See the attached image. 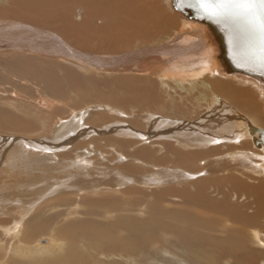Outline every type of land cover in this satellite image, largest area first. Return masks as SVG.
Returning <instances> with one entry per match:
<instances>
[{"label": "bare ground", "instance_id": "bare-ground-1", "mask_svg": "<svg viewBox=\"0 0 264 264\" xmlns=\"http://www.w3.org/2000/svg\"><path fill=\"white\" fill-rule=\"evenodd\" d=\"M72 2L73 4L80 2L86 8L84 16L79 12L80 8H77L79 12V17L75 14V19H79L77 23L72 21V14L69 15L67 12V7L70 4L72 6ZM155 9L157 8L152 9L150 3H145L143 0L0 1V55H14L8 61L14 72L25 69L38 76V67L43 63L49 64L50 67L52 65L63 67L64 62L72 61L89 71L122 73L121 75L125 76L118 75L111 80L113 84L123 90L133 88L129 91L133 93L130 94L131 100L147 101L143 110L140 109L141 121H131L134 128L122 123L110 124L116 119L106 113L98 115L94 121H91L100 128L82 126L80 117L73 116L61 123L60 127L53 128L48 137L36 134L40 129H35L34 135L32 132L19 138L8 134L10 130L7 132L6 127L11 124L26 126L27 122L22 123L13 117H8L6 125L0 120V164L4 165V167L0 166V186L2 185L0 192H3L0 193V201L3 202L2 196L8 194L7 191H10V195L24 191L23 194L33 195L34 200H37L56 196V193H60V197L74 196L84 199L83 195L114 193L119 190L127 195L140 192L139 189L143 188L146 190L156 188L158 190L154 193L156 202L150 206L152 213L150 212L146 223L136 218L118 216L104 225L95 224L90 218L78 225L80 232L82 234L88 230L93 233L101 232L102 236L111 240L112 251L119 252H125L130 248L137 249L144 245L149 246L151 243L157 244L161 239L167 243L175 242V245L182 243L180 249L190 258L201 259L207 264H222L223 257L236 258L239 254L242 256L247 238L252 244L264 238V183L247 184L248 182L244 180L246 178L236 176V174L242 176L247 172L260 175V169L256 168L260 164L264 167V154L253 148H247L248 141L242 140L243 137L251 139L247 130L248 122L264 129L261 127L264 126V103L260 101L261 105H257L252 96L246 97L250 92L245 94L246 91L233 89L228 81L214 83L212 80V85L216 86L214 91L219 92L220 95L219 93L212 95L214 91L210 94L207 88L209 85L205 80L214 76L210 40L204 33L205 27L196 21L182 19L178 14L181 19L180 27L190 25L194 27H190V30L177 27L175 29L177 31H173L167 36L168 39L161 43L152 41V44L146 42L147 44L136 46L139 42L154 39V36H157V34L153 35L155 32L163 34L165 29L173 24L170 25V22L161 15L160 10ZM73 44L81 46L80 49H74ZM25 53H30L32 56H21ZM152 54L162 56L159 63L162 64L158 66L161 69L159 76L163 79L162 86L171 90L172 82L177 84L176 88L180 87L187 92L194 89L196 95L191 97L193 103L190 104L188 99L185 100L186 97L182 98L181 102L173 99L171 102L166 101V104L162 103L163 100L154 103L152 102L154 93L150 91L151 95H148L147 91L138 87L139 78L125 74L134 71L138 62ZM39 57L42 60L38 59ZM181 57L184 59L183 62L177 60ZM64 68L68 78L70 77L73 82H80L81 77L70 68ZM34 74L32 75L37 77ZM230 75L238 77L243 84L245 80L253 84L251 86L258 93V98L260 95L257 89L264 99V88L256 81L237 74L220 76ZM130 83L133 87L128 86ZM58 84L56 86L61 88ZM49 88L54 92L60 91L53 87ZM144 95L149 96V99ZM170 98L172 99V95ZM185 102H189V105ZM230 102L244 110L248 116L244 112H240L243 113L242 115L238 113L239 111L233 109ZM156 105L159 107L157 108ZM149 106L159 110L155 113ZM12 107L15 108L14 105ZM146 107L148 108L145 110ZM186 107L188 110H183ZM166 113L170 116L168 119L164 118ZM237 118L241 120V125L237 123ZM250 118L261 126L255 125ZM105 122H110L113 132L106 129L110 125H104ZM181 129H187L188 132L190 130L209 132L212 129L210 134L213 132L216 134L212 135L214 138L207 136V142L212 144L196 143L193 150H186V145L192 146V144L189 139L179 137L178 134L182 133ZM9 141L17 142L11 151H8L9 147L5 148ZM90 141L96 143L102 141L112 148L114 146L118 150L121 148L129 156L138 158L139 163L140 160L144 161L139 164L114 160L112 163L114 155L103 159L105 162L97 164L95 162L90 165L91 161L83 158L72 161L68 159L69 163L66 164L57 160L61 155L57 152L59 149L82 147ZM138 143L145 145L138 146L131 152L127 151L129 147ZM213 145L215 147H212ZM148 146L159 148L165 155H156V150L153 152ZM26 149H29V152H26ZM67 154L69 153L62 155L65 157ZM213 155L216 156L215 163L209 164L207 160ZM52 159L57 160L60 165H51L49 160ZM237 159L240 161L235 162L234 160ZM42 168H45V171ZM201 170H204V174ZM221 170L224 173H221ZM36 171L39 174H36L33 180H29V176L35 175ZM200 173L202 175H199ZM19 175H25V180L19 181ZM6 176L9 178L7 179ZM10 177L15 181L3 180H10ZM28 180L32 184L28 183ZM168 181L172 183L164 184ZM212 193L218 196H212ZM233 194L237 197H247L248 204L244 201L232 202L230 197H234ZM30 201L22 200L21 203L28 207ZM91 202L108 204L110 199L103 198ZM163 203L167 205L178 203V205L169 208L165 205L163 208L161 207ZM251 206H254L253 212L246 210V213L242 212L241 209H248ZM6 209L4 203L0 205V224L3 223L1 229L6 236L12 238L20 232V228L15 227L13 222L9 221L11 223L9 224L6 221L8 218L2 217L8 215L9 211ZM18 209L23 211L20 207ZM109 223L112 224L108 229L102 230ZM78 226L74 229L73 227L52 229L51 233L55 236L53 235L54 238L50 241L52 244L48 246L31 244L30 239L25 242L20 239L21 243L11 246L7 244L8 247L10 246L8 248L10 257L7 260L3 255L6 246L0 242V264H85L86 260L82 252L76 248L71 237H66L67 234L75 233ZM31 228L28 230L34 234L36 227ZM120 231L125 234L120 235ZM218 231L221 235H218ZM164 235L169 236L164 238ZM66 238L69 243L66 242ZM70 242L73 243V247ZM101 248L97 249L101 251ZM44 253L47 261L45 259L34 261L36 255L43 256Z\"/></svg>", "mask_w": 264, "mask_h": 264}, {"label": "rangeland", "instance_id": "rangeland-1", "mask_svg": "<svg viewBox=\"0 0 264 264\" xmlns=\"http://www.w3.org/2000/svg\"><path fill=\"white\" fill-rule=\"evenodd\" d=\"M0 1L4 2L5 0H0ZM143 1L145 3H150L152 9L153 8H157L155 10L159 9L161 15L170 22V25L172 23L173 24L165 29L166 31L163 33L164 35L159 32L158 33L160 35H158V33L155 32L153 35L157 34V36L156 37L154 36V39L145 40V42L143 43L140 42L137 44L135 43L136 46L138 44L140 46L143 45L144 43L147 44L146 42L151 43L152 41H158L157 44L161 43L164 40L168 39L167 36H169V34L171 35L173 31H177L175 30L177 29V27L188 30H190V27H194V25L193 26L190 25L188 27H180L181 19L179 18L178 13L174 9H172L169 0H143ZM77 8H80L79 12L84 16L86 8L82 3L74 2L73 4L72 2V6L70 4V6L67 7V12L69 15L72 14V21L74 23L79 22V19L77 18L75 19V14H77L76 17H79L78 15L79 12L77 11ZM99 19L100 18H98V20ZM154 21L156 22L155 19ZM181 44L182 43H179V45ZM74 46L73 47L76 50H79L81 47L76 45ZM21 56L31 57L32 54L25 53L24 55ZM10 57H14V55H0V114H1L0 120L7 125L8 117H13L16 120L21 121L22 123L27 122L25 123L27 125L26 126H22L19 124L8 125V127H6L7 132L10 130V133L8 134L15 135L20 138L25 135L27 136V134L30 133L32 134V132L35 129H40L36 131V134L43 135L44 137H48V135L50 136L51 134L50 131L53 128H55L56 126L60 127L61 123L72 118L73 116L80 117L79 119L80 125L83 124L82 126L90 127L92 129H94V127L100 128V126L99 127L97 125L95 126L94 124H92L93 122L91 121L92 120L94 121V119H96L98 115L106 114V113H108V116H110L111 118H115L117 121L114 120V122L112 121V123H110L111 121L108 123L105 122L104 125H107L109 123L110 124L122 123L123 125L133 127L134 124L131 121H137V120L141 121L140 118L142 112L140 111V109L143 110L144 106L147 105V101L144 99L140 101L131 100L130 94L133 93H129V91H131L133 88L130 89L127 88L123 90L120 87L117 88L116 84H113V82L111 81L116 77H118V75L125 76V75H121L122 73H115L112 71L98 73L95 71L85 70L84 67L76 64L75 62L66 61L64 62L65 66L63 67L56 65H52V67H50L48 66L49 64L45 65L44 63L39 65L37 72L38 76H37L36 74L32 73L30 70L25 71V69L15 70L14 72V70L10 68L8 63V61L11 60ZM159 57L160 56L155 54L144 57L142 61L138 62L137 65L134 67L135 68L134 71L125 74H127V76L132 75L136 78H139L138 87H140L142 90L144 89V91H147L146 93L148 95H151V93L149 92L152 91L155 95V97H152L153 100L152 102L154 103L156 102L158 103V100L161 101L163 100L162 103L166 104V101L171 102L173 99L180 100L181 102L182 98L184 97H186L185 100L188 99L190 101V104L193 103L192 98L195 97L196 95V91L194 89H191L189 90V92H187L181 89L180 87L176 88L175 86H177V84L174 83L175 84L174 85L172 82L170 83L172 85L171 87H173L171 88V90L169 89L167 90L165 89L164 86H162L161 81H163V79H161L159 76L161 69L158 67L159 65L161 66L162 64V63L159 64L161 62L160 60L162 56L160 58ZM38 59L42 60L40 57ZM177 60L183 62L184 59L181 57L180 59ZM64 67L70 68L73 72L76 73L78 77H81L80 82L79 83H77L78 81L73 82L70 77L69 79L68 76L65 74L66 69ZM32 74L36 75L37 77H34ZM213 74L214 76H212V78L209 77L205 79L206 83L209 85V87L207 86L205 87L209 88L210 94L216 89V86L212 85L213 81L214 83L215 82L217 83L218 81H223V82L228 81V84L233 89H237V90L240 89V91H246L245 94H247V92H250L248 95H246V97L248 98V96L250 97L252 96L256 100L257 105H261L260 101L264 103V99L261 97L259 89L256 88L257 91L259 92L260 98H258V93L254 89V87L251 86L253 84H251L250 82L245 80L243 84V81L239 80L238 77L232 75L220 76V75H216L214 72ZM57 83H59L58 85H60L61 88H58L56 86ZM128 86L133 87L132 83H130ZM49 87L51 88L53 87L60 91L54 92ZM215 93L218 94L219 92L214 91L212 95H215ZM170 94L172 95V99L170 98L171 96ZM144 96L146 99H149V96L146 95ZM41 100L44 102L45 104L44 106L40 104L39 101ZM225 101L228 102L227 100ZM252 101L255 104V101L253 99ZM185 103L189 105V102H185ZM151 104L153 105V103ZM230 104L233 105V109L239 111L238 113L244 112V110L238 108V106L232 104L231 102ZM13 105L15 108L12 107ZM149 107H151L152 108L151 110L155 113L156 110H159L156 109L154 106H149ZM158 107L159 106H157V108ZM147 108L148 107H146L145 110ZM183 110H188V109L186 107ZM240 114L242 115L243 113ZM244 114L246 113L244 112ZM158 116H160L159 113ZM166 116H168L167 113L165 114L164 118L168 119L170 117V116L168 117ZM118 119H121V121H119ZM125 120L129 122L128 123L124 122ZM237 123H240V125L242 123L239 118H237ZM253 123L257 126H261L255 122ZM111 128H113L112 125L106 127V129L108 130L109 129L111 130ZM187 129H181L180 131H182V133L178 134L179 137H185L191 141L192 146L186 145L187 146L186 150H193L194 147H196L194 146L196 143H198L199 145H205L207 142L206 140L207 136L212 137L213 134L214 136L216 134L214 132L210 134L213 131L212 129L209 132L208 131L194 132L193 130H190L188 132ZM34 134L35 132H33V135ZM214 136L212 138H214ZM19 138L18 140H21ZM243 138L244 139L242 140L248 141L246 145L247 148H253V150L259 151L264 154V151H262L261 149L259 150L258 148L253 146L251 139L249 137H243ZM11 142L9 141L8 145L5 147L6 149L9 147L8 151H11L14 148L13 147L14 144L17 143V142H12L13 143L12 145ZM20 142L23 141L21 140ZM221 142L223 143L224 141L222 140ZM214 143L216 144L218 143V145L220 144V142H214ZM208 144H212V143L207 142V145ZM11 145L12 147H10ZM142 145L145 144H140V145L139 143L134 144L133 146L129 147L127 151L131 152L135 150L136 147ZM148 147L151 150H153V152L156 150L155 151L156 155L163 154V152H161V150L159 148H156L155 146L153 147L148 146ZM212 147H215V145H213ZM224 147H226V145H224ZM28 150L29 149H26V152H29ZM57 152L61 153V155L57 157V160H59V162L63 164H66L68 162V159L69 161H72V159H80V158H83V160L89 159L91 161L90 163L87 162V164L89 163V165L94 164L95 162H96L95 164H97V163L105 162L104 161L105 158L111 155L115 156L114 159L112 160V163H114V160L139 163L138 158L129 156L128 153L126 151L123 152L121 148H119L118 150L116 149L115 146L112 148L111 145H105V143L102 141L98 143L90 141L87 144H84V146L82 147H78V148L67 147L65 149H59ZM64 153H69V154H67V156L64 157L62 155ZM25 155H27V153ZM215 158L216 156L213 155L211 156V159L207 160V162L209 164L210 162L215 163ZM57 160L52 159L49 160V162L51 165L58 166L60 164L56 162ZM140 161L143 162L144 160H140ZM234 161L239 162L240 160L237 159ZM141 162L139 164H141ZM2 165L0 164L1 167H4V165L3 166ZM246 168H249V166H246ZM261 168H264L261 166V164L258 166V168H256V169H260V175H253L252 173L247 172L245 173L247 176H245V174L243 173L242 176L238 174H236V176L242 179L246 178L244 180L246 183L248 182L247 184H253V185L263 184L264 169L261 170ZM42 170L45 171V168H42ZM201 171L204 174V170ZM48 172L50 173L51 171ZM220 172L224 173L223 170H221ZM36 174L38 175L39 172L36 171L35 175H30L29 180H33V178L37 176ZM199 175L202 174L200 173ZM8 178L9 177H7V179ZM14 178L15 177H13V179ZM18 178L20 179L19 181L22 182L23 179L25 180L26 176L19 175ZM7 179H3V180L4 181L12 180L11 177L10 180ZM29 180L28 183L32 184ZM41 182L44 183L42 179ZM2 183L3 181L1 182V184ZM167 183H172V181H168L164 184ZM36 184H38V182H36ZM139 191L140 192L128 193L127 195L123 193L122 190H119L118 192H114V193L107 192L102 194H90L89 196L83 195L85 196L84 199H79L74 196L60 197V193H56V196L58 195L57 197L51 196L50 198L49 197L47 198L44 197L43 199L39 198L37 199L38 202L37 200H34L33 195L29 196L30 194H26V195L23 194L25 193L24 191L16 193L17 195L14 194L10 195L9 194L10 191H7L9 195L6 192H4L8 196L6 194L4 195L5 197L2 196L3 202L0 201V205L4 203L7 206L6 211H9L10 214L9 212H7L8 215L5 214L2 217L8 218L6 220L7 222L9 221L11 223L13 222L12 224H14L15 227L17 226L20 228V232L16 235L17 237L14 236L11 238L9 236H6L2 232L1 225L3 223L0 224V242L3 245L5 244L4 246H6L5 252L3 253V255L6 257L5 260H7L8 257H10L9 256L10 251L8 248H10V246L13 244L21 243L19 241L20 239L23 242L30 239L29 242L32 241L31 244H35L37 246H43V245L48 246L52 244V242L50 241H52V239L54 238L53 237L54 234L51 233L52 229L56 227L57 228L62 227V229L65 228L69 229L73 227L74 229L75 227H77L78 225H80L81 223L85 222L87 219L90 218H92L91 220L95 224L103 223L104 225L108 221L110 222L113 220V218L115 219L118 216H127L129 218H136L137 220L138 219L141 220L140 222L146 223L145 221L149 218L150 212L152 213L151 211L152 209L150 208V206H152L151 204L156 202L154 193L155 191L158 190H156V188L149 190L143 188L142 190L139 189ZM238 192L239 191H236V193ZM11 193H15V192L11 191ZM211 195L218 196L215 195V193H212ZM233 195L234 197H230L232 202L244 201L245 203H247V197H237V195L235 194ZM103 198L110 199V203L106 204L102 202L99 204H95L91 202V200H99V199L103 200ZM22 200L25 202L30 200L32 201H30L29 203L30 205L27 207L25 206L26 204L21 203ZM147 204L149 205V207ZM165 205L166 207L168 206L167 208H169L178 205V203H171V205H167L166 203H163L161 207L164 208ZM18 207H20L21 210L23 211L22 212L19 211ZM241 210L242 212L245 213L246 211L253 212L254 206H251L248 209L243 208ZM10 222L9 224H11ZM110 224L112 223L106 225L102 230L108 229V226ZM33 227H36V230L34 231L35 232L34 234H31L30 230L28 229L29 228L33 229ZM79 229L80 227L78 226L75 233H72L71 235L67 234L66 237L68 236L71 237L73 243H75V246H77L76 248L82 252L85 260L87 261V262L85 261V264H207L201 259L190 258L189 256H187L186 252L180 249L181 245H183L182 243L180 245H175V242L172 244V242L170 241V243L172 244L171 245L170 243H167V241L161 239V241L158 242L157 244L151 243L149 246L144 245L142 247H137V249L130 248L125 252H119V251H112L111 240L102 236L101 232L93 233L91 230H88L85 234H82ZM119 234L123 236L125 233L123 231H120ZM218 235H221L220 231H218ZM167 236L169 235H164V238H167ZM261 239L262 240H260V242L252 244V241L249 238H247L246 241L244 242V247H245L244 251L241 253L243 259L242 256H240V254L239 256H236V258L226 256L221 259L222 264H263L264 238ZM66 242L69 243L68 238H66ZM73 243H71L72 247H73ZM7 244L10 246L8 247ZM99 247H102L101 251L97 249ZM116 253H125V254L121 255ZM111 254H116V255H111ZM14 258H18V257H14ZM40 259L41 261L42 259L46 260V254L44 253L43 256L36 255V259L34 258V261H39Z\"/></svg>", "mask_w": 264, "mask_h": 264}, {"label": "water", "instance_id": "water-1", "mask_svg": "<svg viewBox=\"0 0 264 264\" xmlns=\"http://www.w3.org/2000/svg\"><path fill=\"white\" fill-rule=\"evenodd\" d=\"M169 1L172 9H174L182 19L196 21L205 27L204 33L210 40L212 51V72L214 71L219 75L237 74L241 77L251 78L264 88V68L259 67L257 64L244 61V50L243 48L237 47L233 41L232 32L228 25L218 23L203 13L198 12L195 7L188 6L189 3L194 2V0ZM215 63L218 66H215ZM39 102L42 106L45 105L42 100ZM244 120L247 121V119ZM247 130L253 146L259 150H264V129L256 127L248 122Z\"/></svg>", "mask_w": 264, "mask_h": 264}, {"label": "snow or ice", "instance_id": "snow-or-ice-1", "mask_svg": "<svg viewBox=\"0 0 264 264\" xmlns=\"http://www.w3.org/2000/svg\"><path fill=\"white\" fill-rule=\"evenodd\" d=\"M188 6L228 25L244 61L264 68V0H194Z\"/></svg>", "mask_w": 264, "mask_h": 264}]
</instances>
